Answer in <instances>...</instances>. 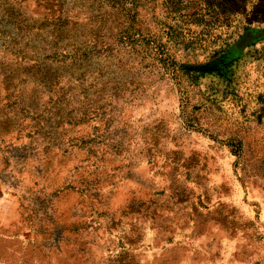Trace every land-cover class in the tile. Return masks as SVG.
I'll list each match as a JSON object with an SVG mask.
<instances>
[{"label": "rangeland", "instance_id": "1", "mask_svg": "<svg viewBox=\"0 0 264 264\" xmlns=\"http://www.w3.org/2000/svg\"><path fill=\"white\" fill-rule=\"evenodd\" d=\"M202 2L206 40L168 42L180 62L264 28V0ZM146 13L137 36L156 38ZM112 19L96 0H0V264H264V40L189 81ZM75 42L101 52L72 60Z\"/></svg>", "mask_w": 264, "mask_h": 264}, {"label": "trees", "instance_id": "2", "mask_svg": "<svg viewBox=\"0 0 264 264\" xmlns=\"http://www.w3.org/2000/svg\"><path fill=\"white\" fill-rule=\"evenodd\" d=\"M96 2L101 8H105L109 11L110 15L113 17L112 21L114 23L115 20H118L120 14L128 21V24L122 32L123 39L121 37V44L136 47L143 45L152 50L156 49L159 55L157 60L164 63L167 69L180 75L182 80L189 79V81H194V78L198 77L197 74L199 73H215L222 77L227 71L232 69L233 64L242 58L246 48L257 41L264 40V28L246 27L234 42L223 43L218 50L220 51L219 56H212L208 61L206 60L203 62H180L169 53L168 42L171 41L175 44H182L187 47L196 45L199 41L206 40L200 37V33L192 30L193 26L199 27L204 24L203 21L206 20H203L204 15L198 12V10H201L199 5L203 3L202 0H96ZM141 8L146 10L147 16L154 18L156 25H159L160 29L157 31L158 34L156 38L152 36L154 33H149L147 39H141L137 36H141V31L137 27L140 23ZM46 20L49 21V25L55 28L53 32L57 39L62 40L71 37L72 30L69 26L70 22L68 17L58 16L55 19L53 16H48ZM206 21H208V19ZM12 23L14 22L10 24ZM118 26L120 25L118 24ZM164 37H167L166 41L163 40ZM75 43L81 46L72 44L75 48H73L72 53L67 55L72 60H78L85 56L92 57L96 55V53L101 52L94 44H85L84 42ZM105 50H109V48ZM218 51L214 54H217ZM34 66H36V64ZM231 77L232 74H229L226 78L227 85H225V89L229 87L228 84L232 83ZM227 93L234 92L227 90ZM260 103L264 104V99L261 100ZM192 108L196 109V107ZM189 116L191 118L193 117L191 113ZM233 147L236 148V151L240 155L242 143L239 141V144H233Z\"/></svg>", "mask_w": 264, "mask_h": 264}]
</instances>
